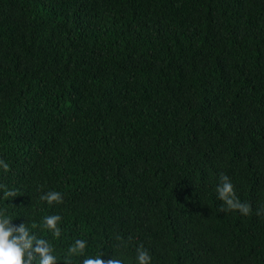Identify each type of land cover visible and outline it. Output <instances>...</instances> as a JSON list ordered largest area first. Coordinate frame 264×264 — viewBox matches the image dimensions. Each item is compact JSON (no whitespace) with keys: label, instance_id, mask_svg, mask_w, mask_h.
I'll use <instances>...</instances> for the list:
<instances>
[{"label":"trees","instance_id":"16d2710c","mask_svg":"<svg viewBox=\"0 0 264 264\" xmlns=\"http://www.w3.org/2000/svg\"><path fill=\"white\" fill-rule=\"evenodd\" d=\"M0 158V208L58 264L78 237L264 264V0H0ZM222 173L248 215L222 207Z\"/></svg>","mask_w":264,"mask_h":264},{"label":"clouds","instance_id":"9594fccd","mask_svg":"<svg viewBox=\"0 0 264 264\" xmlns=\"http://www.w3.org/2000/svg\"><path fill=\"white\" fill-rule=\"evenodd\" d=\"M0 169L5 172L10 169L9 163L2 158H0ZM216 194L217 198L223 202L222 207L225 210H237L242 215L250 213V204L243 202L237 196L234 184L227 174L222 173L220 175V182L216 185ZM11 195H13L12 190L4 191L5 197ZM39 199L46 201L49 205L53 203L62 204L64 193L53 189L42 192ZM260 214L261 210L257 209V215ZM61 220L60 214H49L41 218V224L51 231L53 237L59 238L62 234ZM32 227H35V225H32ZM116 239L122 240L119 236ZM88 247V240L76 238L64 252L63 264H74L77 257H83L80 264H152L153 261L150 250L143 243L136 246L135 257L132 262L114 253H111L110 256L105 255L103 251L85 255ZM59 260L60 256L47 238L38 236L25 222L14 224L7 211L0 208V264H58Z\"/></svg>","mask_w":264,"mask_h":264}]
</instances>
